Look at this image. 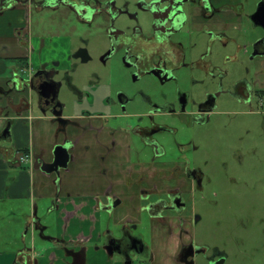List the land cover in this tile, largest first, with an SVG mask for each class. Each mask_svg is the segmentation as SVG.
<instances>
[{
  "label": "crops",
  "instance_id": "1",
  "mask_svg": "<svg viewBox=\"0 0 264 264\" xmlns=\"http://www.w3.org/2000/svg\"><path fill=\"white\" fill-rule=\"evenodd\" d=\"M211 1L221 7L220 13L206 20L194 19L195 28L205 22L231 32L249 21L240 14L252 12L245 11L244 0L242 4L239 0ZM26 2L0 16V131L6 120H12L9 140L0 141V233L4 232L0 264H187L185 248L202 249L190 243L186 219L177 222L169 218L167 226L156 219L144 220L139 213V197L146 184L138 181V175L146 169L131 165L123 157L125 142L118 141L112 160V155L107 156L108 139L101 124H97L102 131L97 138L89 130L83 132L70 126L65 136L56 133L51 115L40 111L37 117L33 116L37 100L33 98L36 92L28 86L29 79L37 68L64 60L71 51V39L32 34L28 15L26 19L24 16L30 12L29 3H38ZM193 7L196 16L200 12L198 4ZM21 27L27 34L26 47L16 39ZM228 38L223 36V41ZM253 74L255 88L264 90L261 60H255ZM86 93L75 100L73 115H64L82 119L81 128L86 126L82 112L107 113L103 104L107 91L87 89ZM66 139L73 146L65 167L55 173L38 166L41 161L52 163L55 146L67 144ZM23 156L26 161L20 162ZM9 171H13L12 176ZM110 194L121 201L113 210V218L103 210ZM121 225L126 231H133L129 234L138 238V243L146 247L145 252H109L106 246L111 249L112 242L121 239L117 235ZM145 233L149 235L148 244ZM220 258L223 264L222 254L215 262Z\"/></svg>",
  "mask_w": 264,
  "mask_h": 264
},
{
  "label": "flooded vegetation",
  "instance_id": "2",
  "mask_svg": "<svg viewBox=\"0 0 264 264\" xmlns=\"http://www.w3.org/2000/svg\"><path fill=\"white\" fill-rule=\"evenodd\" d=\"M63 1L69 2L70 8L79 13L81 17L91 15H87L86 10L77 5L75 0H44L36 4V8L38 10L43 7L53 8ZM260 2L264 3V1ZM260 2L256 4L251 13L246 14L243 11L240 13L249 20L248 24L242 26L240 30L231 32L222 31L205 22L197 28L194 27V19L201 17L206 20L220 13L221 7L210 0H153L150 9L152 25L146 36L139 28H135L131 33L111 28L109 35L112 47L114 49L123 47L127 50V57L134 56L135 65L141 73L150 74L159 79L162 84L167 81L173 83L176 96L168 98L162 89L164 87H160L159 90L162 89L160 103L156 99L152 100L143 91L140 92L144 98L139 102L141 104H139V108H145L144 113L127 112V106L132 102V98L125 93L116 91L114 99H111L110 87H101V85L91 83L84 86V93L80 95H86L87 89L93 91L104 89L108 92L103 103L107 113L98 110L82 112L80 116L86 121V126L82 128L80 127L82 119H68L63 116V106L58 100L61 83L54 80V76L60 72L70 78L69 73L74 68L73 62L75 60L85 62L89 59L87 51L83 48L72 51L71 46V51L64 60H54L51 65L37 68L29 79L28 86L36 92L40 111L51 115L53 122L56 123L57 134L66 136V128L70 126L83 132L89 130L97 138L102 133L97 124H101L105 128L104 134L108 139L107 156L112 155V160L115 157L114 151L118 147V141L125 142L123 157L128 158L131 165L146 169L139 171L138 175V181L146 184V186L142 185L140 189L139 213L142 216L147 215V219H156L164 226H167L169 218L183 222L187 200L190 199L192 192H197L202 188L204 176L200 168L193 167L189 157L185 156L183 150H179L178 145L173 143L174 136L172 135L177 133L178 127L188 130L192 129L195 123L204 126L210 120L213 112L217 110L222 95L229 96L238 103L250 107L255 104L258 108L264 109V90L255 88L256 82L253 76L249 79L240 78L231 81L234 78L232 75L224 84V73L218 71L217 66L212 64L214 62L205 59L216 44L219 48H225L232 44L238 51L247 55L253 66L255 60H261L264 65V56H260L264 53V40H261L264 30L255 27L250 20V16L255 13ZM0 4L1 16L7 11L26 5L27 2L26 0H0ZM194 4H198L197 11H200V14L198 13L196 16L192 11V8L195 7H193ZM25 17H27V13H25ZM261 21H264V6H260L255 19L257 23ZM226 35L229 38L223 43V36ZM239 35H243V42H239ZM26 37V32L23 33L22 27L19 28L16 33L17 42L26 47L28 42ZM211 56L213 57V55ZM212 65L214 70L211 71ZM181 72L186 74V78L180 76ZM69 83L72 86L71 79ZM226 86L229 87V90ZM195 89L201 94L197 98H194L191 93ZM54 90H56L55 95L52 93ZM7 99L9 102L11 101L9 97ZM57 103L62 112L60 121L52 115L53 108ZM59 107H56L55 110H59ZM115 107H118L117 113H113ZM168 116L171 119L170 122L176 120L177 128L164 123L166 122L164 117ZM185 117H190L195 123L186 124L183 121ZM11 124L12 120L5 121L0 131V141L9 140ZM262 126L264 129V121ZM162 133L172 134V138L166 141L162 138L159 139L158 136ZM66 142L68 143L63 145H66L69 159H71L70 150L73 145L68 140ZM45 165L41 161L38 166L46 169ZM151 169L155 170L147 174ZM186 187H190V189L183 190ZM106 198L108 202L103 206V210L108 211L113 218V210L120 205L121 201L112 194ZM118 229L117 235L121 239L112 242L110 250L121 253L130 252V249H134L135 252H145L146 247L144 248L138 243L136 236L129 234L133 231H126L122 225ZM132 243L137 246H133ZM184 251L188 254L191 253L189 248H185ZM127 256V261H129V254Z\"/></svg>",
  "mask_w": 264,
  "mask_h": 264
},
{
  "label": "rangeland",
  "instance_id": "3",
  "mask_svg": "<svg viewBox=\"0 0 264 264\" xmlns=\"http://www.w3.org/2000/svg\"><path fill=\"white\" fill-rule=\"evenodd\" d=\"M34 1L41 3L44 0ZM260 1L264 0H244L245 11H253ZM75 3L91 15L81 17L66 1L39 10L29 3L30 12L27 13L32 34L68 37L72 51L83 48L88 53L87 61L73 62L70 78L60 72L54 76V80L61 83L58 100L63 106V116L73 115L75 100L84 93V86L91 83L110 87L111 99L116 91L132 98L127 106L128 113H144L145 108H139V102L144 98L142 91L158 101L162 89L168 98L176 96L173 83L162 84L150 74L141 73L134 56L127 57L123 47L114 49L110 40L111 28L124 33L139 28L145 36L149 34L153 0H75ZM241 39H244L243 35H239V42H243ZM217 46L205 59L214 62L218 71L224 73V84L232 75L231 81L253 76L254 66L246 54L232 44L225 48ZM212 67L211 71L214 70ZM180 76L186 78L183 72ZM160 87L164 88L159 90ZM191 93L194 98L201 95L197 89ZM33 98L36 101L37 95ZM218 104L204 126L185 117L186 124L195 123L188 130L178 127L176 120L170 122L169 116L164 117L165 124L178 127L177 133L171 134L173 143L204 176L202 188L191 193L183 215L187 220L185 227L191 237L190 243L203 250L195 255L194 264H211L219 254L224 256L223 264H264V109L255 104L250 107L238 103L226 95L221 96ZM117 112L118 107H115L113 113ZM39 114L40 108L36 104L33 116ZM171 135L162 133L158 138L166 141L172 138ZM15 153L20 156L19 152ZM9 172L12 176L13 171ZM143 218L145 220L147 215ZM3 233H0V243L4 239ZM144 239L148 244L147 233Z\"/></svg>",
  "mask_w": 264,
  "mask_h": 264
},
{
  "label": "water",
  "instance_id": "4",
  "mask_svg": "<svg viewBox=\"0 0 264 264\" xmlns=\"http://www.w3.org/2000/svg\"><path fill=\"white\" fill-rule=\"evenodd\" d=\"M263 4V5H262ZM260 2V4H258V8L257 10L255 11V13L253 15L250 16V20L251 22L254 24L255 27H260L264 30V21H261V22H255V19H256V16L257 14L259 13V10H260V6H264V3ZM1 6V4H0ZM261 40H264V35L263 37L261 38ZM79 53V52H78ZM77 53V55H78ZM254 56V54H253ZM260 56H264V53L260 54ZM52 93H56V90L52 91ZM58 103L56 104V106L53 108L54 110L52 111V115L58 119L60 121L61 119V115H62V112L60 110V107ZM56 107H59V110H55ZM53 161L52 163H49V164H46L45 165V168L48 170V171H54V172H57L59 170V168H62V167H65L67 165V162L69 160V154H68V150H67V147L66 145H57L55 146L54 150H53ZM106 248L109 250V252H111V250L109 249L108 246H106ZM191 250V253H186L184 254V259H187V264H194L193 262V257H194V254H198V253H201L203 252V250H196L192 247L189 248ZM188 258H190L191 260H188ZM222 261H223V258H220L218 261H213L211 262V264H222Z\"/></svg>",
  "mask_w": 264,
  "mask_h": 264
},
{
  "label": "built area",
  "instance_id": "5",
  "mask_svg": "<svg viewBox=\"0 0 264 264\" xmlns=\"http://www.w3.org/2000/svg\"><path fill=\"white\" fill-rule=\"evenodd\" d=\"M24 161H26V157L23 156L20 158V162H24Z\"/></svg>",
  "mask_w": 264,
  "mask_h": 264
}]
</instances>
